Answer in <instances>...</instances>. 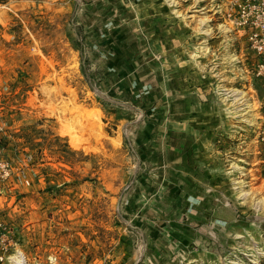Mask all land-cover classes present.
I'll use <instances>...</instances> for the list:
<instances>
[{"label": "rangeland", "instance_id": "374dc122", "mask_svg": "<svg viewBox=\"0 0 264 264\" xmlns=\"http://www.w3.org/2000/svg\"><path fill=\"white\" fill-rule=\"evenodd\" d=\"M148 1L166 48L145 54L146 86L136 90L104 88L96 37H105L102 4L141 0L0 2V95L12 126L4 154L19 165L17 188L2 185L0 264L16 249L29 264H252L255 255L264 264L253 57L222 26L224 0ZM175 61L190 64L194 82L174 77ZM233 90L241 112L226 98Z\"/></svg>", "mask_w": 264, "mask_h": 264}, {"label": "crops", "instance_id": "0c3cea01", "mask_svg": "<svg viewBox=\"0 0 264 264\" xmlns=\"http://www.w3.org/2000/svg\"><path fill=\"white\" fill-rule=\"evenodd\" d=\"M141 1L137 4L127 5L121 10L116 9L114 5L102 4V9L105 8V11H107L105 15H101L103 26L102 28H98L99 33L97 32V34L100 35L103 32L105 37L100 38L97 35L96 38L99 39V47L106 49L105 57L107 58V63L105 62L103 65L105 69H108V72L104 69L106 75L102 81L105 89L136 90L145 87L146 83L140 78L142 72L144 74L147 70L145 54H147L149 49L153 50L152 48L157 44L163 55H165L164 49L166 47L161 40L158 43V40L155 38L159 30L154 22L157 20L154 19L155 12L153 11V7L150 1ZM93 3L96 2L93 1ZM98 6L96 7L101 8L100 5ZM101 52H99L100 57L102 55ZM195 56V53L191 54V57L195 58ZM172 63L170 72L175 75L174 77L178 81L180 79L184 80L186 76L191 83L194 82L196 78L195 72L190 71L189 63L185 64L180 61ZM122 90L119 91L120 95H122ZM129 92L131 93V91ZM183 105L182 103L174 104V110L183 109ZM190 107L188 108L187 120L190 125H194L195 127L194 123L200 119V114L196 113L195 108L192 110V107ZM222 110L227 112L226 108L222 107ZM174 115L178 119L181 117L180 113ZM193 148L196 153L197 142L195 141L193 142Z\"/></svg>", "mask_w": 264, "mask_h": 264}, {"label": "built area", "instance_id": "2783aa9c", "mask_svg": "<svg viewBox=\"0 0 264 264\" xmlns=\"http://www.w3.org/2000/svg\"><path fill=\"white\" fill-rule=\"evenodd\" d=\"M222 26L226 33L243 39L246 50L252 55V75L259 81L262 95L263 117L256 132L257 141L264 146V0H225L218 4ZM7 101L0 95V198H3L4 185L16 189L18 184L19 165H15L14 158L5 157L8 130L12 128L7 120ZM29 157V156H28ZM29 184L28 180H24ZM3 222L0 220V261L3 260L7 248L2 244L1 230Z\"/></svg>", "mask_w": 264, "mask_h": 264}, {"label": "bare ground", "instance_id": "6f19581e", "mask_svg": "<svg viewBox=\"0 0 264 264\" xmlns=\"http://www.w3.org/2000/svg\"><path fill=\"white\" fill-rule=\"evenodd\" d=\"M172 1V0H171ZM170 1V2H171ZM174 2V1H173ZM199 23H200V25L201 26H204L205 25V23H206V19L205 18H203V19H199ZM202 32H205L206 33V35H208V34H210V29H208V28H203L202 29ZM220 94V93H219ZM222 94V93H221ZM233 97L232 98V100H231V104H237L234 108V110H235V112H241L242 110H244V108H246L247 107V104H246V102H244V99H243V96H242V92L240 91V90H233L231 93L230 92H228V93H226V98H228V97ZM242 105H245L244 107L242 106ZM242 106V107H241ZM245 112H243L242 114H244ZM81 116L82 117H86L87 115L86 114H84V113H81ZM238 116V115H237ZM240 192H241V196H245V195H247L248 193L245 191V190H242V189H240ZM254 199V198H253ZM261 201H259V200H255L254 199V207L256 208L257 207V204H259ZM256 210V209H255ZM262 253V252H261ZM258 258H257V256L255 255V256H253V258L250 260V263H252V264H256L257 262H258ZM9 263L10 264H29L27 261H26V259H25V257H24V254L20 251V250H17L16 249V251H15V253L13 254V255H11L10 257H9ZM239 264H245V263H243V262H239Z\"/></svg>", "mask_w": 264, "mask_h": 264}, {"label": "trees", "instance_id": "16d2710c", "mask_svg": "<svg viewBox=\"0 0 264 264\" xmlns=\"http://www.w3.org/2000/svg\"><path fill=\"white\" fill-rule=\"evenodd\" d=\"M6 0H0V2L4 3Z\"/></svg>", "mask_w": 264, "mask_h": 264}]
</instances>
